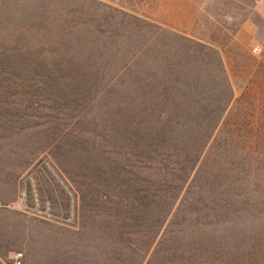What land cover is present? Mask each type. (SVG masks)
Wrapping results in <instances>:
<instances>
[{
    "label": "rangeland",
    "instance_id": "obj_1",
    "mask_svg": "<svg viewBox=\"0 0 264 264\" xmlns=\"http://www.w3.org/2000/svg\"><path fill=\"white\" fill-rule=\"evenodd\" d=\"M97 1L126 14L135 13L141 21L160 16L164 22L170 20L167 12L173 2L179 4L177 0ZM223 1L191 0L199 9L198 15L203 14L198 18V25L191 26V33L220 46L223 64L234 82L235 100L250 75L249 68L252 70L255 65L253 60L264 57V0L258 4L255 0L253 3L252 0H231L233 4L226 11L229 15L219 12L214 17L212 13L222 8ZM8 3L9 10L0 8V34L11 36L16 31L13 27L17 18L33 19L36 17L33 13L43 12L54 23L36 34L33 31L26 47L16 46L19 50L13 54L18 58L16 54L22 52L18 59L23 63L36 55L43 58L41 70L27 71L23 63L15 67L0 64V264H9L17 253L21 264H113V254L123 259L124 264L138 263L140 259L141 264H218L214 260L216 249L208 243L203 242V248L208 250L204 257L199 255L202 249L199 253L177 251L175 254L165 249L170 244V233L166 231L175 227L168 222L171 215L163 217L164 223L157 232L122 236L130 240L127 244L131 248L136 246L137 253L119 248V242L114 243L118 239L117 226L131 221L113 213L117 206L109 202L112 194L107 184H103L100 175H92L99 164L103 171L121 165L131 173H138L142 184H147L145 178L157 181L155 188L161 184L159 195L176 217L194 205L198 195L204 197L208 207L218 208L227 202L216 191L197 189L196 183L207 175L204 172L207 158L198 170L194 167L181 171L179 165L168 163L171 172L181 178L177 179L162 170L165 168L155 160L134 159L132 149L116 139L117 130L121 129L118 109L126 106L123 109L126 111L131 105L129 78L140 75L149 65H162L167 59L159 54V50H164L162 43L152 41L147 45L148 50L145 48L144 53L136 54V48L151 32L147 33L146 29L134 32L135 28H128L129 33L125 32L124 37L115 38V46L100 53L94 39L98 35L92 26L86 22L82 25L64 22L68 18H85V13L95 16L99 8L93 4L82 0H9ZM87 6L92 11L85 10ZM25 11L31 12L20 14ZM62 18L63 25H55V19ZM242 21L253 25L252 36H241L238 47H224L226 34ZM190 23L189 19L182 21V28L187 29ZM56 29L63 35V44L51 39ZM41 34L46 38L40 39ZM107 39L100 36V40ZM39 45L45 47L36 54L34 49L40 48ZM254 46L259 51L256 54L252 52ZM28 47L31 52L24 53ZM153 49L159 55L153 56ZM239 51L251 57L245 54L244 60ZM262 148L257 150L262 153ZM88 159L96 164L88 167L85 161ZM259 184L263 191L260 189L256 194H261V199L233 200L245 208V215L236 212L237 217L202 228L181 224L182 232L176 233L181 243L193 242L194 238H212L218 240L215 243L221 244V248L225 244L238 246L236 259L243 255L246 264L250 257L252 264H264V181ZM165 188L166 192L162 193ZM238 193L239 196L250 194L249 191ZM146 236L154 241L143 254ZM231 253L221 256V261L225 262Z\"/></svg>",
    "mask_w": 264,
    "mask_h": 264
},
{
    "label": "trees",
    "instance_id": "obj_2",
    "mask_svg": "<svg viewBox=\"0 0 264 264\" xmlns=\"http://www.w3.org/2000/svg\"><path fill=\"white\" fill-rule=\"evenodd\" d=\"M8 1L0 0V8L9 10ZM37 1L42 2V0ZM82 1L99 8V13H95V16L85 13V18H68L64 22L71 25L75 23L82 25L86 22L92 26L98 35L94 38L97 41L98 52L103 53L109 47L115 46V38L124 37L125 32L129 33L128 28L133 30L135 28L134 32L136 29L140 31L146 29L147 33L151 32L136 48V54L144 53L145 48L148 50V43L160 41L164 53L159 50V54L162 53V56L167 58L162 65L160 63L149 65L140 75L129 78L132 91L128 101L131 105L126 111L123 110L126 106L118 109L121 129L117 130L116 139L119 144L131 148L133 151L131 156L134 159L155 160L161 168L162 166L165 168L162 170L177 179L181 178L171 172L172 169L168 168V163L179 165L181 171L191 170L194 167L198 170V166L202 162L204 164V159L207 158L209 161L204 171L207 175H203L196 183L197 189L207 188L209 193L216 191L222 196V200L227 201L221 206L217 204L220 206L218 208L208 207L203 202L204 197L198 195L196 203L183 211L180 217H176L175 212L172 215L169 207L164 205L163 196L159 195L158 189L161 184L155 188L157 181L145 178L147 184H142V177L138 173H131L121 165L103 171L99 164L96 169H93L92 175H100L103 184H107L112 194L109 202L117 206L113 213L131 221L129 224L125 222L117 226L118 239L114 243L119 242V248L130 249L131 254H135L136 246L131 248L127 244L130 240L122 236L128 233L140 234L143 231L157 232L164 223L163 217L171 215L168 222L175 227L166 231L170 233L168 238L170 244L165 249H170L172 254L177 251L199 253L202 249L199 255L204 257L208 253V250L203 248L204 242L216 249L214 260H217L218 264H246L243 255L236 259L238 246L225 244L221 248V244L215 243L218 240L207 237L194 238L193 242L184 244L176 233L182 232L179 228L181 224L202 228L223 222L229 217H237L236 212L245 215V208L237 206L233 200L249 202L261 199V194L256 192L260 189L261 192L263 191L259 182L264 181V134H261L264 130V57L253 60L255 65L252 70H250L251 67L249 68L250 75L242 83L241 90L234 100L235 90L232 87L234 82L223 64L220 46L213 41H205L202 36L193 35L192 27L189 30H176L163 26L152 18L147 20L142 18L143 21H141L135 13L134 15L126 14L125 11L97 0ZM230 4H233L231 0H224L221 3L222 8L219 7L212 15L215 17L219 12L228 11ZM82 6L80 5V8ZM85 10L92 11V8L87 6ZM80 11L78 9V12ZM30 12L25 11L20 14H30ZM112 12L116 15L111 14ZM253 12L255 13L254 10ZM42 13H33L36 16L33 19L20 16L21 18L15 21L13 29L16 28V31L11 36L0 34V56L4 57L1 58L0 64L15 67L18 63H23V60L18 59L22 52L16 54L18 58L13 55L19 50L16 46H25L26 40L32 38L33 31H36L34 33L36 34L46 25L54 23L53 19L47 20ZM202 15H198L197 18ZM242 22L236 24L226 34L224 47L228 46V49H231V46H239L233 40V35ZM55 23L62 26L63 18L55 19ZM165 23L168 22L165 21ZM198 23L199 19H196L194 26ZM169 25L178 24L169 23ZM100 36L108 38L107 41L100 40ZM42 38L46 37L41 34L40 39ZM62 38L63 35H59L57 29L51 33L53 42L63 44ZM106 45L108 46L103 48ZM39 47L34 49L36 54H39L45 46L39 45ZM118 50L117 46L115 51ZM27 52H31L29 47L24 51V53ZM152 53L153 56L159 55L155 54L154 49ZM239 53L244 60H246L245 54L251 57L246 52L239 51ZM42 61L43 58L36 55L24 62L22 66L27 71H37L41 70ZM156 66L157 69H155ZM115 121H117L116 116ZM260 141L261 145H259ZM259 147H263L262 153L257 150ZM85 161L88 167L96 164L91 159ZM166 190V188L162 189L161 192L164 193ZM238 191H249L250 194L239 196ZM170 221L174 222L170 223ZM153 241L152 237H147L144 248L141 250L143 254L148 252L147 249ZM174 242L177 244L174 245ZM177 245H180V248ZM228 252L232 253L225 262H222L221 256ZM113 257H115L113 264L125 263L114 254ZM179 259L183 257L179 256ZM204 261L206 262L207 259ZM141 262L142 259L138 263L130 261L128 264H141ZM252 263L253 259L250 257L248 264Z\"/></svg>",
    "mask_w": 264,
    "mask_h": 264
},
{
    "label": "crops",
    "instance_id": "obj_3",
    "mask_svg": "<svg viewBox=\"0 0 264 264\" xmlns=\"http://www.w3.org/2000/svg\"><path fill=\"white\" fill-rule=\"evenodd\" d=\"M177 1L179 2L178 5L172 1L173 5H171L169 7V10L167 12V17L170 20L167 21L168 23H165L163 21V19L160 20V16H158L155 20L157 23L159 22L163 26L172 27L173 29H176V30H187V29L189 30V28L191 26H193L196 19H198L197 16L199 14V9H197V7L196 8L194 7L191 0H177ZM261 1L262 0H257V4L260 3ZM254 6H255V4H254ZM192 8H193V10H192ZM189 14H191V15H189ZM186 18H187V20H186ZM188 19H189V21H191V23L189 24V26H187L188 27L187 29L186 28L183 29L181 22L183 21L185 23L186 21H188ZM177 20L180 21L179 24H178V22H175ZM169 23L178 24V25L173 26V25H169ZM253 32H254L253 25L250 22H247V21L244 22L243 21L239 25L237 30L235 31V33L233 35V40L236 43H238V40H240L241 36H243L244 34L252 36Z\"/></svg>",
    "mask_w": 264,
    "mask_h": 264
},
{
    "label": "built area",
    "instance_id": "obj_4",
    "mask_svg": "<svg viewBox=\"0 0 264 264\" xmlns=\"http://www.w3.org/2000/svg\"><path fill=\"white\" fill-rule=\"evenodd\" d=\"M252 52H254V53L256 54L257 52H259V51H258V48H257L256 46L253 47V48H252ZM9 264H21L20 254H19V253L15 254V255L11 258Z\"/></svg>",
    "mask_w": 264,
    "mask_h": 264
}]
</instances>
